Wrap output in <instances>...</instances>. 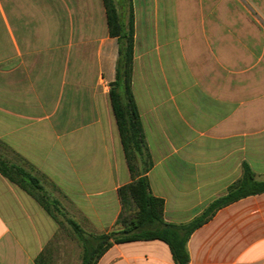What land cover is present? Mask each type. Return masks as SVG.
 I'll return each instance as SVG.
<instances>
[{
	"label": "crops",
	"instance_id": "crops-1",
	"mask_svg": "<svg viewBox=\"0 0 264 264\" xmlns=\"http://www.w3.org/2000/svg\"><path fill=\"white\" fill-rule=\"evenodd\" d=\"M238 1L257 24L213 16L211 0H131L146 177L169 224L226 196L244 163L264 180V0ZM117 58L104 0H0V145L57 202L0 173V264H83L72 223L89 251L118 228L133 177L110 99ZM187 251L189 264H264V192L215 211ZM95 264L176 262L164 241L137 240Z\"/></svg>",
	"mask_w": 264,
	"mask_h": 264
},
{
	"label": "trees",
	"instance_id": "trees-1",
	"mask_svg": "<svg viewBox=\"0 0 264 264\" xmlns=\"http://www.w3.org/2000/svg\"><path fill=\"white\" fill-rule=\"evenodd\" d=\"M129 17L124 23L115 0H104L110 36L118 41L116 77L110 84V99L120 133L124 153L133 181L122 186L119 191L121 212L117 229L107 235L95 237L96 247L88 248V240L74 223L77 234L88 249L83 264H95L112 242L121 243L137 240H162L171 249L176 264H189L187 241L195 229L206 223L219 208L241 198L264 192V180L258 179L247 163L242 166V177L230 186L226 196L213 202L206 211L192 222L173 225L164 220V201L155 197L149 186L146 173L152 166L147 150L140 114L132 91L134 64V16L131 0ZM139 164L144 168L141 170ZM0 173L19 185L46 208L51 200L39 180L29 172L0 157Z\"/></svg>",
	"mask_w": 264,
	"mask_h": 264
},
{
	"label": "rangeland",
	"instance_id": "rangeland-1",
	"mask_svg": "<svg viewBox=\"0 0 264 264\" xmlns=\"http://www.w3.org/2000/svg\"><path fill=\"white\" fill-rule=\"evenodd\" d=\"M115 1H116V4H117V6H118V8L120 10L121 16L124 15L125 21L127 23L128 16H129L128 2L126 0H124V1L115 0ZM211 2H212L211 3L212 4V7H211L212 11L211 12H212L213 16L214 15H217L219 17L221 16L222 18H225L228 21V23H230V21H232V20H236L238 22V18L242 19L243 21L246 20V22H248V26H249V21H248L249 19L250 20L253 19L255 21V23L258 22L257 12L251 10V8H249V7H248V9L247 8L246 9L242 8V10H241L240 9V5L238 3L239 2L238 0H211ZM213 4H215V6ZM217 4L221 5V9L222 10H220L218 8ZM217 9H219L220 11H218ZM249 29H250V27H249ZM259 29H260V34H264V26L259 24ZM235 30H236V33H238V24L235 26ZM0 152L4 155V156H2L0 154V157L3 160L7 161L8 163H11L10 159L12 158V155L7 150H4V148L1 145H0ZM139 166H140L141 170L144 168V166L141 165V164H139ZM23 169L26 170L25 168H23ZM45 193L47 194V192H45ZM47 196L51 200H54L48 194H47Z\"/></svg>",
	"mask_w": 264,
	"mask_h": 264
}]
</instances>
